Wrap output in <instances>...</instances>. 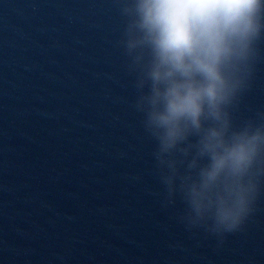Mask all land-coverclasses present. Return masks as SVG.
<instances>
[{"label": "water", "instance_id": "obj_1", "mask_svg": "<svg viewBox=\"0 0 264 264\" xmlns=\"http://www.w3.org/2000/svg\"><path fill=\"white\" fill-rule=\"evenodd\" d=\"M122 28L115 0H0V264H264V194L222 240L162 207Z\"/></svg>", "mask_w": 264, "mask_h": 264}, {"label": "clouds", "instance_id": "obj_2", "mask_svg": "<svg viewBox=\"0 0 264 264\" xmlns=\"http://www.w3.org/2000/svg\"><path fill=\"white\" fill-rule=\"evenodd\" d=\"M132 107L162 207L223 239L264 194V110L237 120L264 39V0H115Z\"/></svg>", "mask_w": 264, "mask_h": 264}]
</instances>
